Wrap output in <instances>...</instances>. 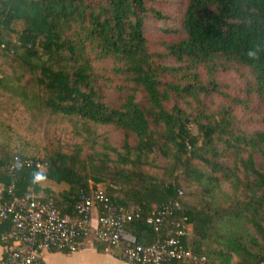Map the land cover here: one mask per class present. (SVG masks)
<instances>
[{
    "label": "trees",
    "instance_id": "1",
    "mask_svg": "<svg viewBox=\"0 0 264 264\" xmlns=\"http://www.w3.org/2000/svg\"><path fill=\"white\" fill-rule=\"evenodd\" d=\"M169 1L0 0V52L36 76L42 106L124 135L120 147L91 141L90 155L77 146L49 160L15 154L0 164L17 157L48 163L49 169L18 171L16 195L34 191L63 214L74 215L81 195L98 187L113 204L140 208L126 231L141 245L175 229L157 233L147 216L179 203L170 220L187 219L182 242L207 264H217L214 256L229 264L233 255L236 264H264V133L245 128L233 105L249 110L247 101L264 103V0H184L182 31L162 30L158 52L147 23L167 21L154 6ZM170 61L176 65L166 66ZM228 73L245 77L247 101L213 111L207 100L223 96L217 80ZM154 155L167 164L163 178L144 171ZM3 182L10 183L5 176ZM45 182L68 189L59 193ZM223 184L232 194L220 193ZM241 221L253 228L250 239L220 236L222 225ZM8 226L0 222V234Z\"/></svg>",
    "mask_w": 264,
    "mask_h": 264
},
{
    "label": "built area",
    "instance_id": "2",
    "mask_svg": "<svg viewBox=\"0 0 264 264\" xmlns=\"http://www.w3.org/2000/svg\"><path fill=\"white\" fill-rule=\"evenodd\" d=\"M49 168L48 163L33 158L17 157L9 165L0 164V222L9 225L0 234L1 241L8 245V254L1 264H44L42 253H76L91 239L117 250L128 264H207L205 257L182 242L188 235L184 224L187 219L170 220L182 209L179 203L154 209L147 216V224L157 233L168 225L175 229L155 244L141 245L126 231V225L140 218L142 210L113 204L100 187L81 195L74 215L63 214L52 200L46 201L34 191L16 195L18 171ZM3 176L9 185L3 182Z\"/></svg>",
    "mask_w": 264,
    "mask_h": 264
},
{
    "label": "rangeland",
    "instance_id": "3",
    "mask_svg": "<svg viewBox=\"0 0 264 264\" xmlns=\"http://www.w3.org/2000/svg\"><path fill=\"white\" fill-rule=\"evenodd\" d=\"M161 11L168 20L156 23L149 19L147 23V34L154 41V49L162 51L156 45V41L162 37V30L173 29L182 31V17L187 7L184 0H170L167 3H160L154 6ZM17 32L22 30V24L14 26ZM12 39L16 41V34ZM166 66H175L173 61L166 62ZM0 160L8 155H25L41 160H49L55 153L62 152L72 154L77 146H84L85 155L92 154L89 149L91 141L109 140L116 147H120L123 142V133L112 128H106L95 124L85 125L78 118H68L61 115H53L50 110L45 109L41 104L42 89L38 85L37 78L26 68L21 67L13 57L0 52ZM219 91L221 95H215L213 100H207L211 110L220 111L221 107L234 103L236 100H246V79L237 73L221 74L218 76ZM141 101V96H138ZM247 101V100H246ZM250 109L245 110L238 105L235 106L238 117L244 122L245 128L250 132L260 131L264 133V103L256 100L247 101ZM191 123L190 128L197 134V126ZM102 151V150H100ZM244 157L246 155L244 154ZM260 167L262 159L256 158ZM165 160L159 155H154L151 159V166L144 168L146 174L157 178H163ZM48 185L47 182L44 185ZM181 184L183 181L181 178ZM54 185V184H53ZM59 193L68 189L65 185H55ZM220 193L230 195L231 188L228 184H223ZM187 191V189L185 188ZM220 196V195H219ZM189 197V196H188ZM195 200V199H194ZM221 197L218 201L221 203ZM189 201H193V198ZM226 201L224 200V203ZM223 226V227H222ZM222 230L218 232L220 236L229 234L242 235L244 240L250 239L253 228L246 221H241L236 225H222ZM216 251L226 252V247L222 245L213 246ZM215 262L219 264L218 256H214ZM238 258L233 255L229 264H236Z\"/></svg>",
    "mask_w": 264,
    "mask_h": 264
},
{
    "label": "crops",
    "instance_id": "4",
    "mask_svg": "<svg viewBox=\"0 0 264 264\" xmlns=\"http://www.w3.org/2000/svg\"><path fill=\"white\" fill-rule=\"evenodd\" d=\"M56 184L47 187L54 191ZM129 233V232H128ZM131 234V233H130ZM8 254V245L0 240V264ZM44 264H128L119 257V252L110 250L94 239L85 242L82 250L76 253L44 252L41 255Z\"/></svg>",
    "mask_w": 264,
    "mask_h": 264
}]
</instances>
